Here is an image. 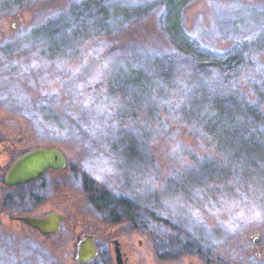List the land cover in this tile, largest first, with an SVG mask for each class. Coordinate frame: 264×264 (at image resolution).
Masks as SVG:
<instances>
[{"label":"rangeland","instance_id":"374dc122","mask_svg":"<svg viewBox=\"0 0 264 264\" xmlns=\"http://www.w3.org/2000/svg\"><path fill=\"white\" fill-rule=\"evenodd\" d=\"M81 1L0 0V179L12 158L40 144L68 160L37 181L43 188H17L26 193L18 210L42 194L44 210L67 215L60 233L10 226L0 232V264H83L84 232L104 246L107 232H120L156 263L260 264L252 240L264 234V0H97L141 18L121 30L113 18L102 27L92 20L86 37L69 25L50 38L46 28ZM229 53L233 92L255 101L231 127L237 142L225 143L189 111L200 102L207 117L219 113L209 99L219 97L214 69ZM170 54L203 61L186 80H169L161 114L170 126L156 125L150 106L121 122L120 72L135 76ZM149 75L130 98L146 94ZM92 186L107 190L104 208Z\"/></svg>","mask_w":264,"mask_h":264},{"label":"trees","instance_id":"16d2710c","mask_svg":"<svg viewBox=\"0 0 264 264\" xmlns=\"http://www.w3.org/2000/svg\"><path fill=\"white\" fill-rule=\"evenodd\" d=\"M98 6L99 1L97 0H83L77 4H72L64 18H59L57 24H50L49 27L46 28L47 35L50 38L56 37L61 28L70 25L78 28L80 36L86 37L84 35L86 30H88L87 24L89 22L91 23L92 20H95V26L102 27L109 24L108 21L113 18L115 21L114 27L117 30H121L123 26L130 25L141 18L136 17L135 13L137 10L130 11L132 7H121L118 8V12H111L108 9L102 10L98 8ZM197 57L200 59V56L192 54L163 55L162 59L156 60V62L153 61L152 63L151 60L149 61V64H152L151 70L139 67L137 68V74L135 76L129 73L125 74L120 72L118 78L122 81L121 92L119 93V90L116 89V91H118L116 92V96L120 95L122 97L120 100L123 102V105H125L121 114H119L121 122L125 121L127 115L130 117L134 115V112H141L145 106H150L151 110L156 113V125L159 124V127L170 126L168 122L164 123L166 116L161 114L163 108H169L168 102L171 97L169 92H171L172 89L169 80L178 78L186 80V76L194 75L198 68L201 70L200 67L202 66L203 61L197 59ZM236 59L237 57H234L229 53L224 56L223 61L218 63L217 67L214 69L216 76V92H218L219 97L209 100H214L215 103L219 104V113L211 118L207 117L200 102L189 111V115H191L190 118H193L197 123H200L201 126L205 127L210 135L225 143L237 142L236 139H229V136H232V131H230L231 127L234 126L235 120L243 117L248 106L255 101L249 98V96H238L232 90L236 87L233 84V79H235L236 73L235 69L237 68ZM137 61L141 62L138 57ZM148 71L151 72L150 75L148 74ZM187 71L189 74L186 75ZM145 74L149 75L148 77L150 79L154 77L155 80L153 81L151 79V81H149L150 83L148 84L147 89H144L146 94L140 95L139 99H137L138 96L130 98L128 94L130 89H141V87H143L140 83V79L143 80ZM137 81H139V83ZM136 104H138V106H136ZM258 104H260V102ZM131 150L132 148H130V151ZM90 191V197L93 201H95V193L105 199V202L103 203H95L96 206L98 205V208L105 207L108 202L106 201L107 198H105L107 190H98L92 186Z\"/></svg>","mask_w":264,"mask_h":264},{"label":"flooded vegetation","instance_id":"af4514ba","mask_svg":"<svg viewBox=\"0 0 264 264\" xmlns=\"http://www.w3.org/2000/svg\"><path fill=\"white\" fill-rule=\"evenodd\" d=\"M43 146H55V145H41L40 144L38 146L24 150V152H22L21 154L31 149H34L37 147H43ZM18 156L15 157L14 159L12 158L9 161V163L7 164V168L4 171L3 177L0 179L3 183V185L0 187V189H2L0 190V232L3 233V231H5V229L10 228V226H13V227L15 226L21 229L34 231L38 233L39 235L43 237H47V239H49V237H51L52 235L54 234L57 235L60 233L62 226H63L64 219L60 222V228L58 231L53 232V233H44L39 228L23 220V217L32 216V217H37V218H43L52 212L64 214L66 217L67 215L64 212L59 211V210H48V211L44 210L43 207L45 203L43 202L44 198L42 197V194H41V197L37 196L31 201L32 202V204L30 205L31 207H25L23 209L18 210L16 208L17 202L18 200L24 201V199L26 198V193L25 192L23 193L20 191L17 192V188L24 187L32 183L35 184L37 181L39 182V180L42 179L43 176L45 177L46 173L54 172V171H61L62 168L61 169L50 168L46 172L38 176L36 179L30 180L27 182H22V183L9 184L6 182V179H5L6 173L9 167L12 165V163L18 158ZM38 182L37 184H35L37 185L36 188L38 189L43 188L44 183L43 182L38 183ZM31 197H32L31 193H28V198H31ZM86 235L92 236L97 253L93 259L83 264H86L89 262H92V264H169V263H156V261H150V260H142L138 256V253H136L137 246H134V244L132 245V243H129L128 241H126L122 237V234H120V232H110V233L107 232V234L104 236V238L106 239L105 246L104 244L101 245V243L98 241V236L96 235V232H93V233L84 232L83 234L80 235L77 244H79L80 241L83 238H85ZM252 248L255 250L254 255L256 256V258H258L260 264H264V234L263 233H258L253 238ZM78 251H79V248H78ZM101 251H103V256H102L103 262L102 263L97 261V258L101 257L100 255ZM160 256H164V255L161 254ZM77 259H78V254H77ZM206 264H209V263L206 262ZM237 264H246V263L243 261H240Z\"/></svg>","mask_w":264,"mask_h":264},{"label":"water","instance_id":"95a60500","mask_svg":"<svg viewBox=\"0 0 264 264\" xmlns=\"http://www.w3.org/2000/svg\"><path fill=\"white\" fill-rule=\"evenodd\" d=\"M68 160L63 150L55 146H43L31 149L20 155L9 167L6 182L9 184L27 182L36 179L50 168L61 169ZM64 214L49 213L43 218L24 216L23 220L39 228L44 233L59 230ZM97 250L90 235H86L79 243L78 260L88 262L96 256Z\"/></svg>","mask_w":264,"mask_h":264}]
</instances>
